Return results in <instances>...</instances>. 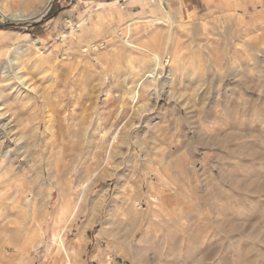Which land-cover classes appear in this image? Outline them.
I'll return each mask as SVG.
<instances>
[{"label":"rangeland","instance_id":"1","mask_svg":"<svg viewBox=\"0 0 264 264\" xmlns=\"http://www.w3.org/2000/svg\"><path fill=\"white\" fill-rule=\"evenodd\" d=\"M133 1L0 15V264H264V0Z\"/></svg>","mask_w":264,"mask_h":264},{"label":"bare ground","instance_id":"2","mask_svg":"<svg viewBox=\"0 0 264 264\" xmlns=\"http://www.w3.org/2000/svg\"><path fill=\"white\" fill-rule=\"evenodd\" d=\"M52 1L53 0H49V3H48V5H47V7H46V9L42 12V13H40V14H33V15H30V16H25V15H14V16H8V15H5V14H3V12L0 14V15H2L1 17L2 18H4L5 20H9V21H11V22H17V23H19V22H24V21H28V20H33V19H35V20H37V19H40V18H42L43 17V15H45L46 13H47V11L49 10V8H50V6H51V3H52ZM161 3V1L159 2V3H157V4H160ZM29 14V13H28ZM243 140V139H242ZM247 147V146H246ZM248 148V147H247ZM253 156V155H252ZM255 156V155H254ZM226 179V178H225ZM226 181V180H225ZM90 222H91V220H90ZM89 225V224H88ZM254 238V237H253ZM259 242V241H258Z\"/></svg>","mask_w":264,"mask_h":264},{"label":"crops","instance_id":"3","mask_svg":"<svg viewBox=\"0 0 264 264\" xmlns=\"http://www.w3.org/2000/svg\"><path fill=\"white\" fill-rule=\"evenodd\" d=\"M133 3L135 4L136 8H143V6H145V0H134ZM155 6L157 8H159L160 11H162V13H164V15H166L167 17L170 16V14L168 13V11L165 9L162 0H161V3L160 4H156ZM154 18H157V17L150 16L148 19H154Z\"/></svg>","mask_w":264,"mask_h":264},{"label":"built area","instance_id":"4","mask_svg":"<svg viewBox=\"0 0 264 264\" xmlns=\"http://www.w3.org/2000/svg\"><path fill=\"white\" fill-rule=\"evenodd\" d=\"M161 0H151V3L154 5V4H157L159 3ZM163 1V0H162ZM164 2V1H163Z\"/></svg>","mask_w":264,"mask_h":264},{"label":"water","instance_id":"5","mask_svg":"<svg viewBox=\"0 0 264 264\" xmlns=\"http://www.w3.org/2000/svg\"><path fill=\"white\" fill-rule=\"evenodd\" d=\"M53 1H54V0H53ZM53 1H52V2H53ZM51 4H52V3H51Z\"/></svg>","mask_w":264,"mask_h":264}]
</instances>
